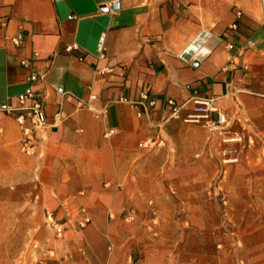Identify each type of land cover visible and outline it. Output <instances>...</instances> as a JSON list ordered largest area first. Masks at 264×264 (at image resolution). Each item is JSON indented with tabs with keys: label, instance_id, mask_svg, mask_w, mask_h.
<instances>
[{
	"label": "crops",
	"instance_id": "crops-1",
	"mask_svg": "<svg viewBox=\"0 0 264 264\" xmlns=\"http://www.w3.org/2000/svg\"><path fill=\"white\" fill-rule=\"evenodd\" d=\"M28 92L47 116L35 154L20 151L17 121L0 112V243L31 251L12 263L32 264L38 246L55 248L47 264H129L135 248L148 264L149 244L163 243L148 230L193 216L191 202L181 211L191 193L171 191L193 158L195 99L228 118L262 115L264 0H0V104L16 109ZM89 94L91 110L77 102ZM78 206L91 223L56 239L44 210L71 221ZM128 207L134 223L107 218Z\"/></svg>",
	"mask_w": 264,
	"mask_h": 264
},
{
	"label": "rangeland",
	"instance_id": "rangeland-1",
	"mask_svg": "<svg viewBox=\"0 0 264 264\" xmlns=\"http://www.w3.org/2000/svg\"><path fill=\"white\" fill-rule=\"evenodd\" d=\"M261 112L262 115H254L236 111L229 115L227 124L219 127L193 123L198 130L193 158L189 162L185 161L188 156L183 157L185 166L176 169L186 182L181 180L174 192L170 190L174 196L178 192L191 193L192 200L181 201L185 207L181 211L189 212L187 209L192 204L193 216L183 215L181 227L167 224L160 233L152 228L148 230L149 238L159 236L163 241L149 244L148 264H264V109ZM189 177L194 181L192 184L188 183ZM154 206L150 204V226L157 225L159 220ZM80 207L84 206L75 209L71 221L53 214L66 222L61 236L50 227L56 239L68 234L78 235L91 223L92 220L83 228L76 226ZM45 212L43 221L48 224ZM134 212V219L130 221L125 220L123 210L118 214L112 212V216L108 212L107 218L118 217L132 224L137 218L136 210ZM28 245L0 243V256L13 264L12 259L19 250L23 251L22 256L31 252ZM54 249L37 246L32 264H47L53 257L50 251ZM143 258L137 248L131 252L133 264H141Z\"/></svg>",
	"mask_w": 264,
	"mask_h": 264
},
{
	"label": "built area",
	"instance_id": "built-area-1",
	"mask_svg": "<svg viewBox=\"0 0 264 264\" xmlns=\"http://www.w3.org/2000/svg\"><path fill=\"white\" fill-rule=\"evenodd\" d=\"M232 28L235 27L233 24ZM19 38H14L15 43L19 42ZM99 50L102 51L100 43ZM25 65V62H21ZM108 70V68H105ZM104 69V70H105ZM29 79L32 81L35 79L34 74H31ZM94 98L93 94H89L86 100L78 99L77 102L80 107L92 109L91 100ZM17 102L19 106L15 109L6 105L0 104V112L13 115L20 128V140L19 149L22 153L27 155H33L37 152L39 147V133L47 126V116L45 114L44 105L41 100L37 99L32 93L21 94L17 96ZM142 99H147V94L143 93ZM170 106L171 114L175 117L178 116V105L172 99L167 101ZM196 107H194L192 113L187 117L186 121L193 123H204L208 127H219L227 124L228 117L226 113L220 111L215 107L210 99H195ZM143 112L147 110V105L141 104ZM141 115V112L138 113ZM214 115V116H213ZM124 217L125 220L130 221L134 219L135 212L131 208H125ZM79 218L76 220V226L78 228L85 227L91 220L89 213L85 207L79 208ZM112 216L113 213L109 212ZM45 218L48 225L54 230V232L61 236L65 232L66 222L56 218L51 211L45 212ZM129 264H133L132 261Z\"/></svg>",
	"mask_w": 264,
	"mask_h": 264
},
{
	"label": "water",
	"instance_id": "water-1",
	"mask_svg": "<svg viewBox=\"0 0 264 264\" xmlns=\"http://www.w3.org/2000/svg\"><path fill=\"white\" fill-rule=\"evenodd\" d=\"M113 7L116 8V7H117V4L114 3V4H113ZM100 8L103 9V10H105V7H104V6H101ZM3 106H4V105H3Z\"/></svg>",
	"mask_w": 264,
	"mask_h": 264
}]
</instances>
